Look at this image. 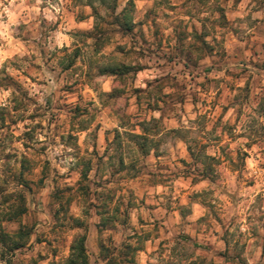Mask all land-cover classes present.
Wrapping results in <instances>:
<instances>
[{
    "label": "clouds",
    "instance_id": "1",
    "mask_svg": "<svg viewBox=\"0 0 264 264\" xmlns=\"http://www.w3.org/2000/svg\"><path fill=\"white\" fill-rule=\"evenodd\" d=\"M0 264H264V0H0Z\"/></svg>",
    "mask_w": 264,
    "mask_h": 264
}]
</instances>
